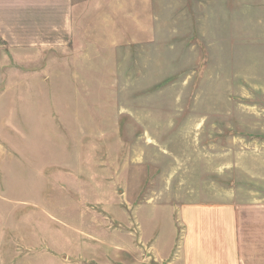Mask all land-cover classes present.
<instances>
[{
  "label": "rangeland",
  "instance_id": "1",
  "mask_svg": "<svg viewBox=\"0 0 264 264\" xmlns=\"http://www.w3.org/2000/svg\"><path fill=\"white\" fill-rule=\"evenodd\" d=\"M187 206L264 264V0H0V264H155Z\"/></svg>",
  "mask_w": 264,
  "mask_h": 264
},
{
  "label": "crops",
  "instance_id": "2",
  "mask_svg": "<svg viewBox=\"0 0 264 264\" xmlns=\"http://www.w3.org/2000/svg\"><path fill=\"white\" fill-rule=\"evenodd\" d=\"M180 217L184 226L180 245L169 259H153L155 264H239L237 247L224 240V234H231L233 229L229 212L224 218L214 208L187 206ZM218 228L223 240H217Z\"/></svg>",
  "mask_w": 264,
  "mask_h": 264
}]
</instances>
